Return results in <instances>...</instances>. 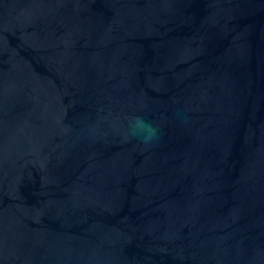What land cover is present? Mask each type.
I'll use <instances>...</instances> for the list:
<instances>
[{
    "label": "water",
    "instance_id": "1",
    "mask_svg": "<svg viewBox=\"0 0 264 264\" xmlns=\"http://www.w3.org/2000/svg\"><path fill=\"white\" fill-rule=\"evenodd\" d=\"M0 264H264V0H0Z\"/></svg>",
    "mask_w": 264,
    "mask_h": 264
},
{
    "label": "clouds",
    "instance_id": "2",
    "mask_svg": "<svg viewBox=\"0 0 264 264\" xmlns=\"http://www.w3.org/2000/svg\"><path fill=\"white\" fill-rule=\"evenodd\" d=\"M132 125V134L139 136L142 143L148 144L159 137L158 128L141 117H136Z\"/></svg>",
    "mask_w": 264,
    "mask_h": 264
}]
</instances>
